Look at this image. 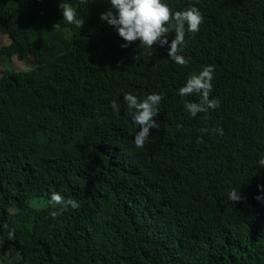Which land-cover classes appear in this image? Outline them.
I'll list each match as a JSON object with an SVG mask.
<instances>
[{"label": "trees", "instance_id": "16d2710c", "mask_svg": "<svg viewBox=\"0 0 264 264\" xmlns=\"http://www.w3.org/2000/svg\"><path fill=\"white\" fill-rule=\"evenodd\" d=\"M163 2L203 17L184 65L122 48L108 0H0V55L34 63L0 75V264H264V0ZM206 65L219 106L192 117L178 89ZM124 93L163 97L141 148Z\"/></svg>", "mask_w": 264, "mask_h": 264}, {"label": "clouds", "instance_id": "9594fccd", "mask_svg": "<svg viewBox=\"0 0 264 264\" xmlns=\"http://www.w3.org/2000/svg\"><path fill=\"white\" fill-rule=\"evenodd\" d=\"M108 4L110 9L101 13L100 20L115 29L117 35L125 42L121 45L122 48L128 47L129 43L137 40L147 48H152L154 44H157L159 47L167 48L168 56L176 64L184 65L186 63L178 52L184 45L185 29L191 33L199 30L203 17L198 9L192 7L170 12L168 5L163 0H108ZM62 17L69 24L79 26L83 23L77 18V12L67 5L62 8ZM173 29L174 38L169 40L166 34ZM213 72V66L206 65L197 74L189 76L185 84L178 89V95L181 98L192 94L199 96L198 102L184 103V108L192 117L198 113L215 110L219 106L217 98H210ZM162 98V95L157 93L149 94L142 100H138L137 96L132 93L123 94V102L127 105L132 121L138 126L133 137L135 147H143L149 137V130L158 127L153 118L158 113L157 106ZM111 108L117 112L120 110L116 101L111 102ZM216 131L222 134L221 129ZM257 166L264 167V157L258 159ZM257 188L258 192L264 191V185H258ZM228 199L240 201V193L233 189L228 193ZM255 199L264 203V198L261 195H257ZM50 203L57 205L58 210L78 207L75 200H65L59 193L51 194ZM51 214L56 215L55 212ZM8 235L11 238L12 232L9 231Z\"/></svg>", "mask_w": 264, "mask_h": 264}, {"label": "rangeland", "instance_id": "374dc122", "mask_svg": "<svg viewBox=\"0 0 264 264\" xmlns=\"http://www.w3.org/2000/svg\"><path fill=\"white\" fill-rule=\"evenodd\" d=\"M9 43V39L6 36L0 35V46H7ZM5 65H8L14 70H28L33 67L34 63L30 57H27L23 60H18L13 57L6 60L3 56L0 55V75L2 73V70L5 68Z\"/></svg>", "mask_w": 264, "mask_h": 264}]
</instances>
